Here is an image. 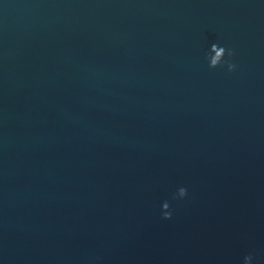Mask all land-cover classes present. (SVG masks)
<instances>
[{"label": "water", "instance_id": "water-1", "mask_svg": "<svg viewBox=\"0 0 264 264\" xmlns=\"http://www.w3.org/2000/svg\"><path fill=\"white\" fill-rule=\"evenodd\" d=\"M221 46L231 73L208 67ZM248 253L264 264V3L0 0V264Z\"/></svg>", "mask_w": 264, "mask_h": 264}, {"label": "clouds", "instance_id": "clouds-1", "mask_svg": "<svg viewBox=\"0 0 264 264\" xmlns=\"http://www.w3.org/2000/svg\"><path fill=\"white\" fill-rule=\"evenodd\" d=\"M261 3H264V0H261ZM221 50L224 51V56H221L220 52H217L216 56L208 63L209 68H215L218 65L224 67L227 72L231 73L236 68L235 63L231 61L233 56V51L231 49H225L221 46ZM227 57V59H225ZM188 194L187 188L184 186H178L175 191L172 193V199L174 200H183ZM161 204L163 205V210H161ZM160 204L161 218L168 220L171 217V212L169 211L168 201H162ZM254 255L253 253H248L242 257L241 264H253Z\"/></svg>", "mask_w": 264, "mask_h": 264}]
</instances>
